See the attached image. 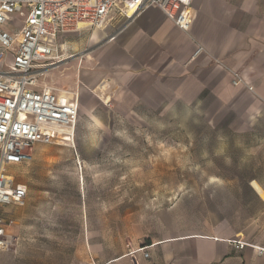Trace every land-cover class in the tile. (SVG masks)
<instances>
[{"label": "rangeland", "instance_id": "374dc122", "mask_svg": "<svg viewBox=\"0 0 264 264\" xmlns=\"http://www.w3.org/2000/svg\"><path fill=\"white\" fill-rule=\"evenodd\" d=\"M96 32L62 37L39 77L80 93L79 123L73 141L37 144L30 161L9 167L28 196L5 210L12 246L0 264H102L224 211L264 223V110L210 96L150 102ZM10 62L0 56V75Z\"/></svg>", "mask_w": 264, "mask_h": 264}, {"label": "crops", "instance_id": "0c3cea01", "mask_svg": "<svg viewBox=\"0 0 264 264\" xmlns=\"http://www.w3.org/2000/svg\"><path fill=\"white\" fill-rule=\"evenodd\" d=\"M192 7L189 32L159 9L148 8L130 21H113L100 30L101 37L97 29L94 37L108 38L111 53L124 56L132 74L129 84L143 87L150 102L158 96L196 104L210 96L228 107L246 104L249 112L264 110V0H193ZM234 74L246 83L233 85ZM106 87L105 81L99 84L100 98ZM223 213L102 264H264L259 251L264 249V223L256 216L238 223ZM233 241L248 247L239 250Z\"/></svg>", "mask_w": 264, "mask_h": 264}, {"label": "built area", "instance_id": "2783aa9c", "mask_svg": "<svg viewBox=\"0 0 264 264\" xmlns=\"http://www.w3.org/2000/svg\"><path fill=\"white\" fill-rule=\"evenodd\" d=\"M193 0H0V56L10 58L0 75V250L12 239L5 210L23 205L28 186L18 183L9 167L32 159L37 144L74 140L80 118V95L42 86L39 77L59 58L61 37L85 28L106 29L117 19L130 21L157 8L184 32L191 30ZM199 48L197 53H201ZM246 83L234 74L233 85ZM253 87H249L253 91ZM241 250L248 243L233 241ZM144 251L145 248L140 249ZM264 254V249H260ZM149 252L145 257L149 258Z\"/></svg>", "mask_w": 264, "mask_h": 264}, {"label": "bare ground", "instance_id": "6f19581e", "mask_svg": "<svg viewBox=\"0 0 264 264\" xmlns=\"http://www.w3.org/2000/svg\"><path fill=\"white\" fill-rule=\"evenodd\" d=\"M99 30V29H98ZM11 63V62H10ZM49 88V87H48ZM59 92H62V93H65V92H63V91H59Z\"/></svg>", "mask_w": 264, "mask_h": 264}]
</instances>
